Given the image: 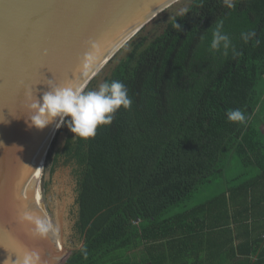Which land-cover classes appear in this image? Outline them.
<instances>
[{
    "label": "trees",
    "instance_id": "1",
    "mask_svg": "<svg viewBox=\"0 0 264 264\" xmlns=\"http://www.w3.org/2000/svg\"><path fill=\"white\" fill-rule=\"evenodd\" d=\"M219 20L238 55L210 49ZM129 45L104 82L122 81L131 108L46 159L50 180L64 162L76 181L72 244H85L64 264H264V0H191ZM217 179L216 195L187 207Z\"/></svg>",
    "mask_w": 264,
    "mask_h": 264
},
{
    "label": "water",
    "instance_id": "2",
    "mask_svg": "<svg viewBox=\"0 0 264 264\" xmlns=\"http://www.w3.org/2000/svg\"><path fill=\"white\" fill-rule=\"evenodd\" d=\"M180 1L0 0V264L29 251L39 253L40 264H64L85 244L73 245L71 165L63 162L51 180L45 168L48 153L61 152L71 131L55 123L29 127V94L41 99L48 84L98 90L109 62ZM90 51L95 59L85 63ZM24 212L50 224L49 233L36 235L21 221Z\"/></svg>",
    "mask_w": 264,
    "mask_h": 264
},
{
    "label": "clouds",
    "instance_id": "3",
    "mask_svg": "<svg viewBox=\"0 0 264 264\" xmlns=\"http://www.w3.org/2000/svg\"><path fill=\"white\" fill-rule=\"evenodd\" d=\"M223 3L229 9L235 8V0H223ZM172 27L177 31L183 30L177 20ZM223 28V20L215 22L210 49L213 51L222 49L224 55H227L231 49L233 55H238L231 38ZM255 37V30L241 33L245 43ZM256 43L258 44L259 41L257 40ZM94 59V52L85 53V63H91ZM48 85L50 91L45 92L41 99L35 97L33 100V94H29V99L32 100L29 110L33 113L28 117L29 127L43 130L53 123L56 129L67 125L76 137L88 139L96 136L100 126L110 125L121 108L128 110L133 103L126 85L120 80L106 81L99 86L98 90L87 91L75 86ZM227 118L232 122L246 121V116L240 109L228 110ZM20 219L22 222L34 225L35 234L38 236L43 237L50 231V224L42 218L34 217L30 212H24ZM5 262L6 260L4 264ZM8 264H40V255L35 251L25 252L17 255L15 261L10 259Z\"/></svg>",
    "mask_w": 264,
    "mask_h": 264
},
{
    "label": "rangeland",
    "instance_id": "4",
    "mask_svg": "<svg viewBox=\"0 0 264 264\" xmlns=\"http://www.w3.org/2000/svg\"><path fill=\"white\" fill-rule=\"evenodd\" d=\"M191 0H182L166 10L164 13L159 15L155 20H153L150 24H148L145 29L142 31L140 37L137 36L132 40H140L143 37H147L149 40H152L156 36H158L162 29L166 26V24L171 21L174 17L179 15L183 10L186 9V7L190 4ZM140 38V39H139ZM130 43H128L123 50L119 53L120 55L115 60V65L121 58L127 55V53L130 50ZM110 74V73H109ZM216 184H226L223 182H220L219 179L216 180V182L211 183L210 185L205 186L203 189H201L199 192H197L188 202L187 207H192L194 205H197L198 203H201L203 201H206L216 195L222 187L220 185ZM77 194L75 197V204H76ZM184 208L179 209L173 213H177L182 211ZM76 210V209H75ZM76 212V211H75ZM76 247L77 244H76ZM67 261V260H66ZM65 261V262H66ZM104 264H113V259H106V262Z\"/></svg>",
    "mask_w": 264,
    "mask_h": 264
},
{
    "label": "crops",
    "instance_id": "5",
    "mask_svg": "<svg viewBox=\"0 0 264 264\" xmlns=\"http://www.w3.org/2000/svg\"><path fill=\"white\" fill-rule=\"evenodd\" d=\"M262 184H263V181H262ZM262 222L264 223V217L262 218ZM133 254H134V253L127 252V253H126V257H131V258H133Z\"/></svg>",
    "mask_w": 264,
    "mask_h": 264
}]
</instances>
